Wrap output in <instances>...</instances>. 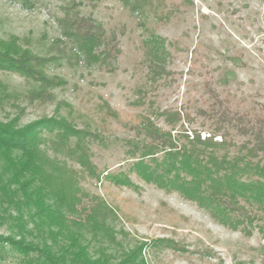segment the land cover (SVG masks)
Wrapping results in <instances>:
<instances>
[{
  "label": "rangeland",
  "instance_id": "374dc122",
  "mask_svg": "<svg viewBox=\"0 0 264 264\" xmlns=\"http://www.w3.org/2000/svg\"><path fill=\"white\" fill-rule=\"evenodd\" d=\"M76 3L81 5L76 7ZM164 3L166 9H172L170 18L161 22L152 13L149 18L141 17L147 31L138 24L140 17L119 0H0V50L3 41L17 36L20 47L48 60L45 72L54 80L42 83L0 68V119L17 117L18 126H23L43 116H61L103 137H91L89 143L102 176L100 180L80 179L86 194L75 211H66L71 234H50L48 226H37L34 208L26 206L21 229L14 218L18 210L8 207L5 211L6 204H0V264H24L26 256L4 240L21 235L26 241L51 245L58 254L65 253L70 235H78L93 257L106 255L110 264L141 243L143 256L151 264H264V237L258 231L247 237L227 229L194 202L139 180L135 174L131 177L139 185L137 189L115 186L104 177L107 171L127 172L126 144L147 139L125 121L128 113L148 112L167 129L170 125L155 112L182 108L195 117L193 122L185 121V126L202 130V135L213 127V119L198 111L209 109L217 100L242 113H264V0ZM76 9L93 16L108 38H115L118 56L113 71L100 63L86 65L75 44L62 36L58 20ZM151 34L165 41L168 74L142 90L151 84L144 44ZM41 88L55 98H35L33 92ZM141 95L143 104L131 103L142 100ZM111 109L116 114L106 115ZM231 131L242 138L235 128ZM75 142L73 137L71 144ZM49 153L81 169L65 153ZM0 173H4L1 162ZM96 196L117 212L107 219L113 235L94 232L87 222Z\"/></svg>",
  "mask_w": 264,
  "mask_h": 264
},
{
  "label": "trees",
  "instance_id": "16d2710c",
  "mask_svg": "<svg viewBox=\"0 0 264 264\" xmlns=\"http://www.w3.org/2000/svg\"><path fill=\"white\" fill-rule=\"evenodd\" d=\"M119 1L140 17L138 24L144 28L147 23L141 17L149 18L152 13L156 20L165 22L172 13V9H166L164 0ZM58 23L62 36L75 44L86 65L100 63L104 69L114 70L117 44L115 38H108L97 19L76 9L66 13ZM17 40L14 36L11 41H3L0 68L42 83L53 82L45 72L48 60L30 48L20 47ZM144 44L151 84L142 90H147L168 74V55L165 41L158 35L151 34ZM32 95L43 101L55 98L45 88ZM141 98L131 103L143 104L145 99L142 95ZM199 113L213 119V127L205 135L202 130L185 126V121L193 122L195 117L182 108L155 112L170 125L167 129L148 112L126 114L125 121L147 139L126 144L127 172L107 171L104 177L115 186L137 189L139 185L131 177L135 174L139 180L194 202L227 229L240 231L247 237L258 231L264 237V113H242L224 105L222 100L209 105V109L201 108ZM105 114L116 113L111 109ZM17 120V117L8 121L0 119V162L4 165V173H0V204H6L5 211L8 207L18 210L19 215L14 218L20 225L24 218L23 206H26L34 208L37 226H48L50 234H71L66 211H75L86 194L79 185L80 179L100 180L103 171L94 163L89 143L91 137H103L89 128H78L61 116H43L23 126H18ZM231 128L242 138H236ZM73 137L76 142L72 145ZM49 151L65 153L81 169L68 166ZM94 200L86 216L91 230L113 235L107 219L116 215L115 208L99 196ZM24 227V224L20 226ZM69 239L65 253L58 254L51 245L26 241L24 235L18 239L4 238L26 256L24 264H110L106 255L93 257L78 235H70ZM143 246L144 243L134 246L115 264H151L143 256Z\"/></svg>",
  "mask_w": 264,
  "mask_h": 264
}]
</instances>
